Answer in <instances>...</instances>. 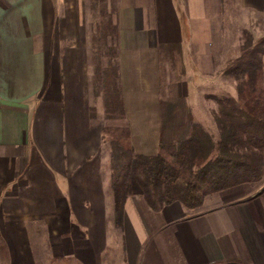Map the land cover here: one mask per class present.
I'll return each instance as SVG.
<instances>
[{"label": "crops", "instance_id": "1", "mask_svg": "<svg viewBox=\"0 0 264 264\" xmlns=\"http://www.w3.org/2000/svg\"><path fill=\"white\" fill-rule=\"evenodd\" d=\"M68 2L0 0V233L9 264H36L32 224L39 220L62 264H264V168L259 180L206 193L194 210L179 201L155 210L132 195L123 226L113 223L111 146L95 107L86 17L91 0ZM178 2L115 0L126 119L133 146L145 154L159 152L163 134L158 90L170 64L160 62V46L189 43L191 90L214 86L213 35L190 20L187 41ZM238 4L264 16V0ZM65 37L74 42L61 47ZM192 102L205 127L208 103Z\"/></svg>", "mask_w": 264, "mask_h": 264}, {"label": "trees", "instance_id": "2", "mask_svg": "<svg viewBox=\"0 0 264 264\" xmlns=\"http://www.w3.org/2000/svg\"><path fill=\"white\" fill-rule=\"evenodd\" d=\"M116 15L109 14L97 27L99 34L93 31L92 36L94 92L104 96L108 117L102 133L111 146L113 223L123 226L125 204L132 195H143L155 210L174 201L194 210L208 192L258 180L264 168V35L255 39L245 30L239 55L228 59L223 68V75L236 81V94L207 95L218 103V136L196 122L191 111L182 124L177 123L174 114L186 106L184 98L162 100L159 152L145 154L133 146L125 120ZM9 261L8 245L0 233V264Z\"/></svg>", "mask_w": 264, "mask_h": 264}, {"label": "rangeland", "instance_id": "3", "mask_svg": "<svg viewBox=\"0 0 264 264\" xmlns=\"http://www.w3.org/2000/svg\"><path fill=\"white\" fill-rule=\"evenodd\" d=\"M66 1L69 2L65 4H69L72 0ZM188 1L189 0H180L177 4L179 14L184 24V29L187 33V41L191 35L189 26L190 20L195 21L194 23L197 24V31L199 33H202L201 30L207 28L208 32L210 31L213 35V42H211L210 45L215 51V69L212 77L214 86L210 85L208 89L203 88L204 90L203 93L201 92L202 94L198 90L192 91L190 79L191 71H193V69L190 66V44L187 42L182 43L181 46L163 44L159 49V60L161 63L169 62L170 65L168 68L163 66V74L161 76L162 81L160 89L158 90V95L161 104L162 100L176 101V98L178 97L184 98V104H186V106H184L183 109H179V111L174 114V116L176 115L175 119L178 124H182L183 119L187 117L188 111H191L192 107L190 103L192 101V103L198 102L199 100L207 102V107H202L205 118L203 122L209 132L217 137L219 132L215 120V112L218 110V103L213 98L207 97V95L217 94L219 96H226L228 94H236V81L231 77H224V75L220 73V65H223L226 60L235 58L239 55L240 45L243 42V34L245 30L251 31L255 39L264 35V16H256L244 12L242 7L238 4V0H195V4H188ZM91 4H96V6H94L93 9L90 7L91 9L89 8L87 10L86 17L89 16L92 22V31L99 34L97 33V27L101 26L103 22L106 21L109 14L116 13L115 0H91ZM64 13H69L71 17L79 13L83 14L81 11H67ZM203 38L205 39L204 36ZM64 39L65 40H61L59 43L61 47L74 42V40L70 38L68 39L65 37ZM107 39H109L108 36ZM198 45L200 46L201 43ZM109 46L110 48L115 47L114 44H109ZM179 79L181 80L180 86H178ZM179 93H181L182 96H180ZM95 107L97 116L105 120V122H103L105 124L108 117L102 93H100L99 96H96ZM125 120L127 121L126 113ZM163 137H168L167 131ZM261 178L262 175L259 179ZM32 226H34L32 237L36 264H62L60 259L53 257L52 250L48 244L46 222L44 220L34 221Z\"/></svg>", "mask_w": 264, "mask_h": 264}]
</instances>
